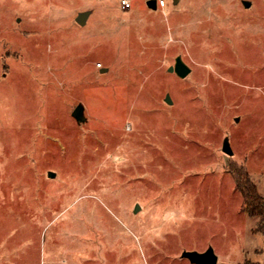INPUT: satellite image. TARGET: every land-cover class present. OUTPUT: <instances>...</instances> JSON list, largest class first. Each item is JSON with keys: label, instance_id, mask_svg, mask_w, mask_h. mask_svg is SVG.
<instances>
[{"label": "rangeland", "instance_id": "374dc122", "mask_svg": "<svg viewBox=\"0 0 264 264\" xmlns=\"http://www.w3.org/2000/svg\"><path fill=\"white\" fill-rule=\"evenodd\" d=\"M122 1L0 0V264H264V0Z\"/></svg>", "mask_w": 264, "mask_h": 264}, {"label": "trees", "instance_id": "16d2710c", "mask_svg": "<svg viewBox=\"0 0 264 264\" xmlns=\"http://www.w3.org/2000/svg\"><path fill=\"white\" fill-rule=\"evenodd\" d=\"M229 171L235 181L237 190L243 197V213L250 218L259 219L252 229V233L261 235L264 238V197L244 166L231 164Z\"/></svg>", "mask_w": 264, "mask_h": 264}, {"label": "water", "instance_id": "95a60500", "mask_svg": "<svg viewBox=\"0 0 264 264\" xmlns=\"http://www.w3.org/2000/svg\"><path fill=\"white\" fill-rule=\"evenodd\" d=\"M175 2H177V0H175ZM147 4L151 9L153 10L157 9V4L155 0H148ZM244 4L246 8H249L250 6L249 2H245ZM87 16L88 14L86 13L80 14L77 17L76 22L79 25H83L85 23ZM169 71L176 73L181 78H185L190 73V69L184 64L181 58H177L175 65L173 67H170ZM166 102L168 104H172L170 96L166 97ZM72 116L76 119V121L79 124L85 122L84 106L82 104L77 105L72 113ZM223 152L229 156L233 155V152L227 142L224 143ZM54 175L55 174L50 173L49 177L53 178ZM182 257L188 259L192 264H217L218 263V257L216 256L212 248L207 249L203 253L185 251L183 252Z\"/></svg>", "mask_w": 264, "mask_h": 264}, {"label": "built area", "instance_id": "2783aa9c", "mask_svg": "<svg viewBox=\"0 0 264 264\" xmlns=\"http://www.w3.org/2000/svg\"><path fill=\"white\" fill-rule=\"evenodd\" d=\"M156 4H157V9H164L166 8L167 4H168V0H155ZM122 6L125 9H129L130 8V2L128 0H123L122 1Z\"/></svg>", "mask_w": 264, "mask_h": 264}]
</instances>
